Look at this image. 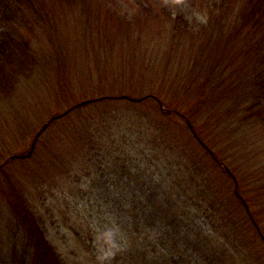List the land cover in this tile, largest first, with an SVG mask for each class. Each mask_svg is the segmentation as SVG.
Listing matches in <instances>:
<instances>
[{"label":"trees","instance_id":"obj_1","mask_svg":"<svg viewBox=\"0 0 264 264\" xmlns=\"http://www.w3.org/2000/svg\"><path fill=\"white\" fill-rule=\"evenodd\" d=\"M231 1L212 0V4L221 12ZM263 3L242 0L232 21L220 24L222 32L228 30L223 51L239 53L225 68L236 60L239 67L225 77H221L222 71L215 74L223 62L220 56L214 57L207 77L195 78L199 82L192 80L193 70L188 75L156 78L160 80L157 87L142 85L136 93L129 88L133 85L125 83L118 90H109L108 77L98 76L100 91L90 96L76 89L67 93L66 78L59 71L61 88L56 100H61V94L76 100L70 104L66 100V110L50 116L27 154L12 153L0 162V176L6 180L4 184L0 180L4 199L0 208L7 209L0 212V264H264V181L250 184L246 180L241 172L245 164L236 165V152L224 148L232 132L221 136L229 123L238 127L244 123L249 114L246 109L261 106L256 93H264ZM17 14L10 20L14 24ZM59 18L45 16L35 24L41 29L48 19L49 27H56ZM203 37L204 43L178 34L172 38L178 45H189V51L201 53L203 60L211 59L214 44L206 32ZM26 50L30 51V43ZM193 59L196 67L197 57ZM151 76L148 69L140 78L149 81ZM246 102L251 103L248 108ZM66 137L71 142L80 139L79 155L66 147L70 144ZM104 153L119 161V176L128 177L123 193L116 191L120 195L129 191L131 196L118 197L116 223H106L112 230L104 225V230L96 231L93 221L84 218L87 227H72L70 239L75 245L61 249L58 240L49 238L47 219L39 205L9 173L10 166L36 160L44 166L53 158L64 165L67 160L79 162L69 165L63 175L66 181L79 168L99 169V157ZM130 154L138 157L130 158ZM29 173L33 175L34 170ZM67 184L58 188L71 194Z\"/></svg>","mask_w":264,"mask_h":264},{"label":"rangeland","instance_id":"obj_2","mask_svg":"<svg viewBox=\"0 0 264 264\" xmlns=\"http://www.w3.org/2000/svg\"><path fill=\"white\" fill-rule=\"evenodd\" d=\"M241 1L232 0L228 8L220 12L212 0H0V162L12 153L27 154L50 116L66 110V100L69 104L76 100L63 94L61 100H56L60 96L58 76L61 73L66 78L63 86L67 93H74L76 89L90 96L100 91L98 76L108 77L109 90H118L125 83L128 87L133 85L129 88H134L136 93L141 91L142 85L157 87L160 80L156 78L188 75L193 70L192 80H197V76L202 80L209 75L212 61L220 56H223V62L215 74L220 71L221 77L231 74L234 67H239V61H233L235 65L229 64L228 68H225L226 62L231 63L239 53L232 49L223 51L228 30L222 32L220 24L232 21ZM261 10L264 13V8ZM16 13L19 16L14 24L10 20ZM57 15L60 18L56 19V27H49L48 19L41 29L36 27V20L45 16L52 19ZM205 32L214 44L211 59L203 60L201 53L189 51V45H178L172 38L178 34L204 43ZM15 33L17 35L13 37ZM28 43L30 51L26 50ZM204 53L202 51V55ZM196 57L195 67L193 58ZM62 62L64 64H60ZM206 67L208 69L204 71ZM148 69L152 71L153 80H141V74ZM244 85H248L246 80ZM256 95L261 106L246 109L249 114L243 118L244 123L239 127L229 123L225 134L221 135L225 137L228 131L232 132L233 137L225 140L224 148L229 149V153L236 152V165L245 164L241 166V172L250 184L254 180L264 181V93ZM246 96L247 93L240 101ZM179 103L185 105L183 101ZM250 105L248 102L246 107ZM217 118L216 114L215 122H218ZM215 136L220 137V133ZM68 138L70 144L66 147L72 154L79 155L80 139L71 142ZM240 145L242 149L238 151ZM130 155V158L138 157L137 154ZM62 157L65 160V156ZM99 159V169L79 168L66 181L63 175L69 165L78 166L79 162L67 160L64 165L55 163L53 158L44 166H40L43 161L38 163L37 160L33 164L32 161L16 162L10 166L9 173L39 205L38 209L47 219L49 238L54 242L58 240L61 249L66 244L75 245L76 241L70 239L71 231L77 225L85 228L84 218L93 221L96 231L104 230V225L112 230L106 223H116V204L123 196H131L129 191L120 195L115 189L122 192L128 178L119 176V161L105 153ZM143 164L139 165L140 172ZM33 170L31 175L29 172ZM87 172L91 173L89 177ZM0 180L2 184L6 182L3 174ZM59 184H67L71 194L66 189L61 192ZM3 200L0 197V206L4 204ZM6 210L0 208V212L6 213Z\"/></svg>","mask_w":264,"mask_h":264}]
</instances>
